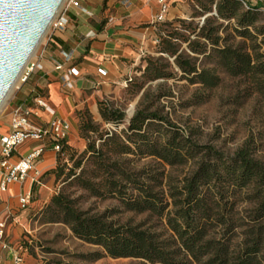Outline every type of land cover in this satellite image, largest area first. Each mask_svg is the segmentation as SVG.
Returning a JSON list of instances; mask_svg holds the SVG:
<instances>
[{
    "label": "trees",
    "instance_id": "1",
    "mask_svg": "<svg viewBox=\"0 0 264 264\" xmlns=\"http://www.w3.org/2000/svg\"><path fill=\"white\" fill-rule=\"evenodd\" d=\"M260 10L241 11L239 0H220L215 5L216 18L235 19L240 28L235 32L246 40L253 38L248 28ZM204 11L209 9L204 7ZM178 22L183 29L184 22ZM212 23L207 20L196 36L211 46L209 55L214 56L216 65L232 77L264 76V39L254 46L242 42L219 47L220 26ZM254 30L264 34V29ZM179 38L192 54L206 53V45L190 41L177 27L165 37L159 36L158 53L171 59L180 79L188 84L203 90L218 86L220 79L214 69H199L191 57L179 53ZM162 56L145 61L142 77L146 81L172 77L167 71L170 63H163ZM195 98L194 104L204 100L202 95ZM98 112L106 123L124 120V113L102 103ZM80 131L86 140L85 150L74 160L76 152L64 142L58 157L68 156L72 165L66 168L56 162L53 172L55 182L64 177L62 182L82 194L75 199L63 192L53 195L43 207L42 218L67 226L74 237L98 247L88 258H134L152 264H264V162L254 159L245 147L233 156H224L192 142L157 111L147 109L136 111L120 132H99L91 122L82 123ZM147 158L161 168L194 162L196 169L173 181L164 169L135 167ZM90 198L113 200L116 205L93 214L79 207L80 200ZM242 202L249 207L241 209ZM126 212L145 213L149 222H154L146 226L147 222L112 219Z\"/></svg>",
    "mask_w": 264,
    "mask_h": 264
},
{
    "label": "rangeland",
    "instance_id": "2",
    "mask_svg": "<svg viewBox=\"0 0 264 264\" xmlns=\"http://www.w3.org/2000/svg\"><path fill=\"white\" fill-rule=\"evenodd\" d=\"M219 1L173 0L168 20L156 23L154 30L158 41L159 36L165 37L172 27H177L179 33L190 41L195 40L200 45H206V53L198 55L192 54L187 49V43H182V38L176 42L179 46V53L185 57H191L199 69L215 70L220 79L218 86L203 90L198 85H190L181 80V73L171 65V59L158 53L157 42L154 44L153 51L144 55L140 65L120 80L105 81L93 91H84L80 95L72 97L73 106L65 118L74 128L70 133L73 135L72 139L75 140V144L71 147L76 152L74 160L86 148V140L80 131L82 123L91 122L98 127L99 132H120L127 128L130 118L136 111L147 109L148 111H157L198 145L212 147L224 156H233L238 150L245 147L254 159L264 162V76L232 77L228 75L216 65L214 56L209 55L211 46L204 39L196 36L199 35L200 28L206 24L207 20H212L211 26H220L217 33V36L220 37L219 47H235L242 42L247 46L259 45L264 39V34L259 35L254 29L257 31L264 29L263 15L257 13L256 21L248 28L253 38L246 40L238 37L235 32V29L240 30L235 19L224 21L216 18L215 5ZM204 7L209 11L205 12ZM241 11H245L242 6ZM178 21L184 22L183 29H180L182 26ZM188 25L190 28L184 30ZM43 39L44 37L31 59L34 58ZM262 51L263 49L260 50V52ZM161 56L164 59L161 60L163 63H166L167 60L170 63L167 71L172 74V77L164 80L146 81L142 77L146 66L145 61L148 58L157 60ZM21 84L23 83L18 79V84L12 88L0 107V114L5 110L8 101ZM198 95H202L204 100L194 104L195 97ZM100 103L108 109L124 113L122 123L104 122L98 112ZM56 162L60 166L65 164L66 168L72 165L68 161V156L58 157V154H56ZM144 166L164 169L166 175L173 181L189 176L196 169L194 162L174 167L162 166V168L150 158L135 163L136 168ZM63 179L64 177L55 182L51 197L63 192L70 194L71 198L75 199L82 194L74 186L68 187L66 183L62 182ZM115 205L116 202L113 200L101 201L90 198L80 200L79 207L82 210L90 209L93 214H101ZM239 207L246 208L249 207V204L242 202ZM43 209L30 212L20 210L17 217L22 223L13 224L9 220L6 224L5 242L11 247H22V264H152L134 258L113 259L107 256L98 260L88 258L92 253L99 251V248L77 239L69 228L61 223H47L42 218ZM112 219H119L120 222L131 220L133 224L147 222L146 226L152 225L154 222V220L149 222L145 213L126 212L114 216ZM13 229H17L16 236L11 234Z\"/></svg>",
    "mask_w": 264,
    "mask_h": 264
},
{
    "label": "crops",
    "instance_id": "3",
    "mask_svg": "<svg viewBox=\"0 0 264 264\" xmlns=\"http://www.w3.org/2000/svg\"><path fill=\"white\" fill-rule=\"evenodd\" d=\"M77 1L84 12L69 8L65 12V27L47 31L32 59L42 66V70L34 71L8 101L0 114V135L8 133L11 112L18 107L29 108L38 122L48 121L49 114L35 101L44 103L56 117L68 121L65 115L73 106L72 97L93 91L105 81L120 80L140 65L142 52L146 55L153 51L156 39L153 19L158 10L155 0ZM169 16L170 12L167 20ZM67 53L72 54L69 62L64 59ZM56 64H62L63 70L56 71ZM67 67L78 71L77 77H70L71 89L63 88L60 81V75ZM98 68L106 72L105 77L97 74ZM73 129L71 125V131ZM72 137L70 134L66 141L69 147L75 144ZM36 146L38 143L27 142L20 147L19 153L25 154ZM55 166L56 153L48 147L36 163V169L42 175V185L31 183L29 178L21 184L9 186L5 193L0 194V220L22 223L17 217L20 212L17 199L22 194L31 195L30 205L25 211L42 209L49 202L55 184ZM17 233V229L11 230L15 236ZM4 234L5 240L7 231ZM0 262L11 264V257L0 250Z\"/></svg>",
    "mask_w": 264,
    "mask_h": 264
},
{
    "label": "built area",
    "instance_id": "4",
    "mask_svg": "<svg viewBox=\"0 0 264 264\" xmlns=\"http://www.w3.org/2000/svg\"><path fill=\"white\" fill-rule=\"evenodd\" d=\"M155 2L158 5V10L153 23H163L167 20L173 0H155ZM239 2L245 10L259 7L264 19V0H239ZM69 8L84 12L77 0H64L48 30H60L65 27L67 23L65 12ZM157 42L156 38L153 44H157ZM141 54V56L145 55L144 52ZM71 58V53L64 54L65 62H69ZM40 70H42V66L30 58L19 76L20 82L25 83L34 71ZM55 70H63L62 64H56ZM97 74L100 77L106 76V72L101 68L97 69ZM77 76L78 71L74 67H67L65 72L60 75L63 88L71 89L73 85L70 77ZM34 103L49 114L48 121L38 122L37 116L29 108L18 107L11 112L8 133L0 135V194L5 193L9 186L15 183L21 184L29 178L31 183L41 186V175L36 169V163L48 147L54 153H59L61 145L67 141L71 133V125L68 121L56 117L54 111L44 103L40 101ZM27 142L38 143V146L29 149L25 154H20V147ZM31 174L32 176H30ZM17 202L18 209L25 211L30 205L31 195L29 193L19 195ZM6 224L7 219L0 220V250L11 257V264H22V247H11L4 240ZM15 224H19V221H15Z\"/></svg>",
    "mask_w": 264,
    "mask_h": 264
},
{
    "label": "water",
    "instance_id": "5",
    "mask_svg": "<svg viewBox=\"0 0 264 264\" xmlns=\"http://www.w3.org/2000/svg\"><path fill=\"white\" fill-rule=\"evenodd\" d=\"M64 0H0V107Z\"/></svg>",
    "mask_w": 264,
    "mask_h": 264
},
{
    "label": "bare ground",
    "instance_id": "6",
    "mask_svg": "<svg viewBox=\"0 0 264 264\" xmlns=\"http://www.w3.org/2000/svg\"><path fill=\"white\" fill-rule=\"evenodd\" d=\"M18 79H19V78H18ZM18 79H17V81L15 82V84H14L13 87H15V86L18 84ZM19 82H20V79H19Z\"/></svg>",
    "mask_w": 264,
    "mask_h": 264
}]
</instances>
